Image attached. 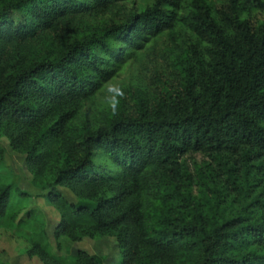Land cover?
<instances>
[{"label":"trees","instance_id":"obj_1","mask_svg":"<svg viewBox=\"0 0 264 264\" xmlns=\"http://www.w3.org/2000/svg\"><path fill=\"white\" fill-rule=\"evenodd\" d=\"M127 1L0 0V137L58 213L56 241L113 238L117 264H264V0L123 16ZM11 193L0 173V223L22 212ZM20 223L30 259L103 264Z\"/></svg>","mask_w":264,"mask_h":264},{"label":"rangeland","instance_id":"obj_2","mask_svg":"<svg viewBox=\"0 0 264 264\" xmlns=\"http://www.w3.org/2000/svg\"><path fill=\"white\" fill-rule=\"evenodd\" d=\"M148 3L149 0H128L123 16H126L125 13L129 11L132 13L141 11ZM132 70L134 71L135 69L126 65L120 78L115 80L111 88H117L120 84H126L127 81H130L129 75ZM0 148L4 150V159L0 160V173H5L6 182L12 186L11 205L15 209L22 207V212H20L14 223H8L7 221L0 223L1 264H41L36 258L30 259L26 256L30 234L32 233L28 225H23L20 222L27 216H32L38 220L43 228L48 231L51 248L57 255L72 257L77 251L84 250L90 254L102 256L103 264H117L121 256L113 238H108L103 242L83 239L81 242L72 243L68 239L61 237L56 241L52 232L59 215L55 208L40 195V191L31 183V175L24 166V156L11 152L8 149L6 140L2 137H0ZM59 191L69 203H81L68 191L64 189H59ZM21 192L27 193L28 197L21 198L19 196ZM98 247H101V251L98 250Z\"/></svg>","mask_w":264,"mask_h":264},{"label":"clouds","instance_id":"obj_3","mask_svg":"<svg viewBox=\"0 0 264 264\" xmlns=\"http://www.w3.org/2000/svg\"><path fill=\"white\" fill-rule=\"evenodd\" d=\"M108 92L111 96V99L109 101V107L112 110V114L116 115L118 110V98L123 95V92L119 88H109Z\"/></svg>","mask_w":264,"mask_h":264}]
</instances>
